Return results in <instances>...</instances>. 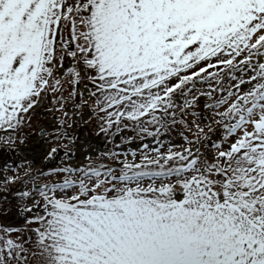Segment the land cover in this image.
Masks as SVG:
<instances>
[{
  "label": "snow or ice",
  "instance_id": "snow-or-ice-1",
  "mask_svg": "<svg viewBox=\"0 0 264 264\" xmlns=\"http://www.w3.org/2000/svg\"><path fill=\"white\" fill-rule=\"evenodd\" d=\"M0 264H264V0H0Z\"/></svg>",
  "mask_w": 264,
  "mask_h": 264
}]
</instances>
